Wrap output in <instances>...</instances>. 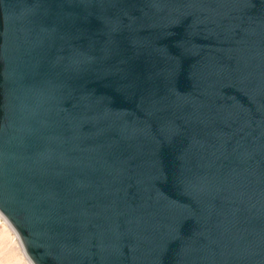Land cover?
<instances>
[{"label":"water","instance_id":"water-1","mask_svg":"<svg viewBox=\"0 0 264 264\" xmlns=\"http://www.w3.org/2000/svg\"><path fill=\"white\" fill-rule=\"evenodd\" d=\"M0 214L32 264H264V0H0Z\"/></svg>","mask_w":264,"mask_h":264},{"label":"rangeland","instance_id":"rangeland-1","mask_svg":"<svg viewBox=\"0 0 264 264\" xmlns=\"http://www.w3.org/2000/svg\"><path fill=\"white\" fill-rule=\"evenodd\" d=\"M3 216L0 219V264H32Z\"/></svg>","mask_w":264,"mask_h":264},{"label":"bare ground","instance_id":"bare-ground-1","mask_svg":"<svg viewBox=\"0 0 264 264\" xmlns=\"http://www.w3.org/2000/svg\"><path fill=\"white\" fill-rule=\"evenodd\" d=\"M2 218V215L0 214V219ZM4 221H6V220H4Z\"/></svg>","mask_w":264,"mask_h":264}]
</instances>
